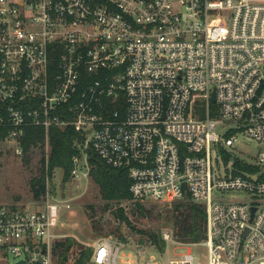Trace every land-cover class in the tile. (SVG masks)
I'll return each instance as SVG.
<instances>
[{
	"label": "built area",
	"instance_id": "2783aa9c",
	"mask_svg": "<svg viewBox=\"0 0 264 264\" xmlns=\"http://www.w3.org/2000/svg\"><path fill=\"white\" fill-rule=\"evenodd\" d=\"M30 126L47 161L72 126L134 198L204 204L209 264H264V0H0V138L23 158ZM240 135L263 147L242 154ZM59 221L49 195L0 204V250L56 264ZM121 245L100 237L89 264H120Z\"/></svg>",
	"mask_w": 264,
	"mask_h": 264
},
{
	"label": "rangeland",
	"instance_id": "374dc122",
	"mask_svg": "<svg viewBox=\"0 0 264 264\" xmlns=\"http://www.w3.org/2000/svg\"><path fill=\"white\" fill-rule=\"evenodd\" d=\"M241 140L246 152L256 153L263 147L245 135ZM47 150L45 145L34 148L31 161L18 156L13 147L0 138V204L27 206L37 208L46 196L60 204V221L57 233L58 240L73 237L75 243L69 252V261L74 262L79 256L80 244L93 248L94 243L104 236L116 239L121 245L118 261L130 260L131 264H166L169 259H177L191 250L198 258L197 264H209V250L204 242L185 243L175 234L174 205L176 201H141L136 198L118 204L103 198L99 185L90 175L91 165L88 152L80 157V173L64 179V169L56 167L48 177L46 193L36 198L30 180L42 174ZM46 159V166L48 168ZM140 201L154 207L152 216L142 215L134 202ZM96 224L97 228L93 227ZM156 234L164 249L160 250L150 239ZM166 233L170 236L166 237ZM150 260V261H148ZM19 258L0 250V264H18Z\"/></svg>",
	"mask_w": 264,
	"mask_h": 264
},
{
	"label": "trees",
	"instance_id": "16d2710c",
	"mask_svg": "<svg viewBox=\"0 0 264 264\" xmlns=\"http://www.w3.org/2000/svg\"><path fill=\"white\" fill-rule=\"evenodd\" d=\"M119 107L124 112V99L121 97ZM80 134L69 126L65 129L54 127L51 129V153L49 156L48 168L46 159H43L44 167L42 174L35 176L30 180L34 196L41 197L46 193L48 177L52 176L54 169L60 167L64 169V179L68 180L73 176L75 168L74 157L82 156L83 150L76 143ZM45 130L43 127L30 126L25 136L26 155L25 162L31 161L32 148L43 145ZM88 160L91 167L90 175L99 185L102 196L105 200L115 203H122L133 198L130 190L131 178L127 167H113L108 164L95 150H88ZM238 166L245 167L243 163L238 162ZM137 211L142 215L152 216L154 207L147 206L144 203L134 202ZM174 227L177 238L185 243H200L207 237V210L204 204L196 202L187 196L184 199L176 200L174 205ZM93 227L97 226L94 223ZM152 242L160 249H164L160 239L156 234H150ZM77 240L73 237L57 240L54 244L53 252L56 264H89L93 248H85L80 244L79 256L74 262L69 261V252Z\"/></svg>",
	"mask_w": 264,
	"mask_h": 264
},
{
	"label": "water",
	"instance_id": "95a60500",
	"mask_svg": "<svg viewBox=\"0 0 264 264\" xmlns=\"http://www.w3.org/2000/svg\"><path fill=\"white\" fill-rule=\"evenodd\" d=\"M212 99H213V100H215V99H216L215 93H214V95H213ZM254 210H255V208H254ZM19 263H24V260H20V261H19Z\"/></svg>",
	"mask_w": 264,
	"mask_h": 264
}]
</instances>
